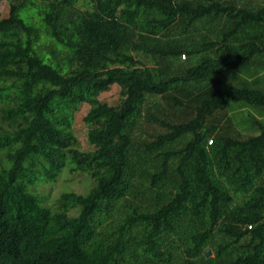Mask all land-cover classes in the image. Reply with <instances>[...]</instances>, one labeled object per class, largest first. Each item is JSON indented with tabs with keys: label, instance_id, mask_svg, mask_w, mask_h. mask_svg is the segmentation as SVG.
<instances>
[{
	"label": "trees",
	"instance_id": "obj_1",
	"mask_svg": "<svg viewBox=\"0 0 264 264\" xmlns=\"http://www.w3.org/2000/svg\"><path fill=\"white\" fill-rule=\"evenodd\" d=\"M3 2L0 264H264V123L229 109L264 107L229 78L264 55V0ZM66 170L89 191L47 205Z\"/></svg>",
	"mask_w": 264,
	"mask_h": 264
},
{
	"label": "rangeland",
	"instance_id": "obj_2",
	"mask_svg": "<svg viewBox=\"0 0 264 264\" xmlns=\"http://www.w3.org/2000/svg\"><path fill=\"white\" fill-rule=\"evenodd\" d=\"M2 17L6 18L9 14V5L3 2L0 5ZM231 74V82L236 86H250L255 89L264 90V55L258 56L255 62L244 69H233ZM120 87L114 85L111 89L101 94L100 100L110 106H116L120 102ZM231 113L237 126L249 133H256L255 120L264 123V107L246 105L244 103H232L230 105ZM90 107L83 104L79 111L75 114L74 133L79 140L80 149L93 150L87 140L88 128L83 118L89 112ZM92 182L86 175L71 174L69 171L62 173L55 183L47 184L39 187V191L43 194L46 204L52 206L63 192L73 191L79 194H85L89 191ZM212 256V255H211Z\"/></svg>",
	"mask_w": 264,
	"mask_h": 264
},
{
	"label": "water",
	"instance_id": "obj_3",
	"mask_svg": "<svg viewBox=\"0 0 264 264\" xmlns=\"http://www.w3.org/2000/svg\"><path fill=\"white\" fill-rule=\"evenodd\" d=\"M207 256L211 257V251L210 250L207 251Z\"/></svg>",
	"mask_w": 264,
	"mask_h": 264
},
{
	"label": "clouds",
	"instance_id": "obj_4",
	"mask_svg": "<svg viewBox=\"0 0 264 264\" xmlns=\"http://www.w3.org/2000/svg\"><path fill=\"white\" fill-rule=\"evenodd\" d=\"M231 77V74H229V78Z\"/></svg>",
	"mask_w": 264,
	"mask_h": 264
}]
</instances>
